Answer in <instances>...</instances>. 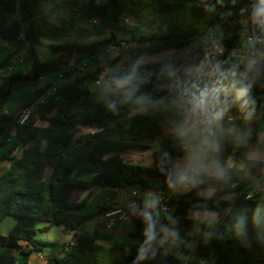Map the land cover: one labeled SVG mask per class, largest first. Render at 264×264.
Returning <instances> with one entry per match:
<instances>
[{
	"label": "trees",
	"instance_id": "trees-1",
	"mask_svg": "<svg viewBox=\"0 0 264 264\" xmlns=\"http://www.w3.org/2000/svg\"><path fill=\"white\" fill-rule=\"evenodd\" d=\"M258 5L259 0H0V39L17 45L0 60V73L21 56L23 45L30 60L27 71L0 76V228L7 217L17 220L7 235L0 232V264H30L48 245L38 238L40 232L59 226L75 232L108 210L101 206L97 213H80L86 201L74 198L77 190L131 187L144 192L154 179L168 184L177 161L192 146L207 151L208 160H217L216 171L229 182L227 187L218 186L212 196L204 197L201 190L210 183L197 174L190 191L172 198L168 213L140 205V213L150 215L134 221L137 231L131 238L136 242L116 241L99 230L82 231L69 251L62 249L60 256H49L44 264H264V247H242L232 236L240 216L249 225L254 219L264 225V196L223 199L246 186L228 165L231 157L247 174L264 176V161L248 158L264 119V84L253 83L244 98L247 105L235 103L244 70L228 53L219 69L208 74L183 70L207 61L216 44L232 49L244 41L245 47ZM7 15L15 17L9 22ZM44 47L47 55L40 52ZM116 48L123 53L107 58ZM182 50L189 51L176 59L145 63L122 91L108 92L118 97L127 87L135 97H146L139 105L118 104V115L96 102L98 90L83 85L88 79L99 81L107 71L106 81L117 90V81L141 56ZM102 58L106 61L96 72L77 75ZM56 76L74 79L61 85L45 81ZM22 90L34 91L25 106L38 103L23 124L17 114L5 112L13 95ZM202 95L215 98L217 107L235 120H216L205 130L198 115ZM184 122L189 131H174ZM209 129L220 131L212 142L204 138ZM155 140L161 144L151 166L124 159V154L152 149ZM191 210L227 214L209 242L201 233L194 261H186L194 228ZM149 228H169L165 253L164 248L157 251Z\"/></svg>",
	"mask_w": 264,
	"mask_h": 264
},
{
	"label": "crops",
	"instance_id": "crops-1",
	"mask_svg": "<svg viewBox=\"0 0 264 264\" xmlns=\"http://www.w3.org/2000/svg\"><path fill=\"white\" fill-rule=\"evenodd\" d=\"M7 16L9 17L11 16V18L15 17L13 15H7ZM16 48L17 45H15V49ZM22 49L24 51V55L20 56L14 62V64L8 70H6V72L27 71L30 68V60L27 56L26 46L23 45ZM44 49H46V47L42 48L40 52L42 53V50ZM45 52H47L48 54L49 52L48 49H46ZM51 80L48 77L45 81L49 82ZM16 93H17V97L14 99ZM16 93L12 97V100L14 99L16 103L13 104L12 107L10 108H5L6 113L17 114L20 108L26 102H28L34 95L33 90H26V91H21V93L20 92H16ZM249 127L252 128L251 122L249 124ZM189 129L190 126L187 124V122H184L179 126H177L174 129V131L186 133L187 131H189ZM257 131H258L259 139L256 144L249 146L248 158L256 161H264V119L259 121ZM160 144L161 141L159 140L158 141L155 140L152 143L153 145L151 149L152 154L154 153V151L158 149ZM207 153L208 152L202 149L200 146L190 147L189 150L184 154V156H182L177 161L175 173L172 177V180L168 184H165L161 180L154 179L152 180L151 188L147 191L142 192L143 206L154 207L155 206L154 193L159 190H164L170 193L172 197L176 196L179 193H182L183 179L190 170L196 171L198 175H203V177H205L207 181L210 183L206 188L201 190V195L204 197L212 196L215 192V189L218 187L217 184L220 183V181H222L224 178L223 176H220L216 171V166L218 164L217 160L216 159L208 160ZM128 154L130 153H127L123 157L127 162L133 164H140L141 158H144L143 155H140L141 154L140 152L132 153L127 157ZM135 154H139V155H135ZM230 159L235 163V167L237 166V170L239 171V176L237 177L239 181L245 182L246 186L239 193H228L224 195L223 199L229 202H233L242 194L256 195L255 193H257V191L261 187H264V176L253 177L252 175H249L244 171L242 163L237 162L232 157ZM152 161L153 159L151 156L147 161L148 162L147 166H151ZM8 164L9 162L6 163V165ZM210 181H212V184ZM234 186H236V184H234L233 187ZM131 191H132L131 187L129 188L95 187L92 189L77 190L74 195V198L78 202L86 201V205L82 208L80 213L87 215L91 213H97L99 207L101 206H105L108 210L119 207H123V208L127 207L131 200ZM260 196H264V193L260 194ZM226 214L227 211L225 213H214L204 210L190 211V216L194 220V228L190 234L192 237V242L189 244L190 254L187 257L186 261H194L195 259L194 254L196 253L198 240L200 239L201 233L205 242H209L211 239H213ZM149 215H150L149 213L142 211L140 213V218L142 220H145ZM40 227H43V225H40ZM95 230H99L102 233L111 235L113 239L116 241L136 242V240L131 238V234L137 231V227L134 221L131 220L117 221L113 228L107 229L105 222L100 218V214L96 215L93 219L86 222L81 229L75 232H68L64 229L63 226H59L50 229L48 232H40L38 234V238L48 243V245L44 246L43 248V252L46 255V257L60 256L62 249L67 242L75 238H78L79 235L82 233V231L93 232ZM168 231L169 228H165L164 230H161L159 228H155V229L149 228L148 235L156 243L157 246L162 242L166 245ZM46 234L47 236L44 237V235ZM102 243L107 246L111 245V243L109 242H102ZM166 249L167 248H164L162 250V253H165ZM30 264H44V263L39 261L36 256H33L32 259L30 260Z\"/></svg>",
	"mask_w": 264,
	"mask_h": 264
},
{
	"label": "clouds",
	"instance_id": "clouds-1",
	"mask_svg": "<svg viewBox=\"0 0 264 264\" xmlns=\"http://www.w3.org/2000/svg\"><path fill=\"white\" fill-rule=\"evenodd\" d=\"M250 30L251 35L246 38L247 42L243 57L238 61L243 66L244 76L238 82L239 91L234 98L235 103L240 104L242 102L243 105H247L249 102L248 99L244 98L249 96L253 83L264 84V0H259L258 7L252 13ZM139 72L140 69L137 68V75H139ZM130 80V76L122 74V84ZM145 99V96L135 97L134 92L127 87L118 97L114 98L110 97L108 86L96 93V102L112 115L119 114L118 104L121 107L133 103L139 105ZM184 102H188V97L184 98ZM197 103L201 105L198 112L201 125L207 130L221 116L218 112L213 114L217 107L216 100L215 98L209 100L202 95ZM232 236L242 247L249 248L253 244L264 247V225H261L255 219L249 225L245 217H238L232 228Z\"/></svg>",
	"mask_w": 264,
	"mask_h": 264
},
{
	"label": "built area",
	"instance_id": "built-area-1",
	"mask_svg": "<svg viewBox=\"0 0 264 264\" xmlns=\"http://www.w3.org/2000/svg\"><path fill=\"white\" fill-rule=\"evenodd\" d=\"M100 3L105 2V0H98ZM249 37V36H248ZM247 42V39H246ZM123 48H127L126 45L123 46ZM245 51V47H236V48H232V49H227L225 48L222 44H216L214 46H212L209 51H208V55H207V61L210 64V67L215 70V69H219V62H221L222 57H224L226 55V53H228V57L230 60H232L233 62H235L236 64L240 65L238 63L239 59H241L243 57V53ZM242 66V65H240ZM239 75L241 77L244 76V71L240 72ZM37 102L30 105V106H25L23 105L20 110L18 111L17 115L19 116L20 119V123H24L36 110L37 108ZM220 113V119L221 121H225V122H233L235 120V116L234 115H230L225 113L220 107H216L215 108V113ZM218 133H220V131L216 130V129H209L206 134L204 135V138L206 141L208 142H212L217 136ZM197 175V172L194 170H190L186 176L183 179V185H182V190L183 192H188L191 190L192 187V183L195 180ZM264 193V187H261L257 193H255L256 195H260ZM142 191H140V189L138 188H132L131 191V200L128 204L127 207L123 208V207H119V208H115V209H111V210H106L104 212H102L100 214V218L101 220H103L106 224L107 229H111L114 227L115 223L117 221H123V220H131V221H135L140 217V205L142 204L143 198H142ZM172 195L164 190H159L157 192L154 193V199H155V207L156 209L162 213V214H166L169 212V204L172 200ZM77 242V238L70 240L69 242H67L63 249L65 251H69V249H71ZM165 244L162 242L157 246V251H160L163 246ZM37 259L39 261H41L42 263H45L46 261V255L44 254V252H39L36 255Z\"/></svg>",
	"mask_w": 264,
	"mask_h": 264
},
{
	"label": "rangeland",
	"instance_id": "rangeland-1",
	"mask_svg": "<svg viewBox=\"0 0 264 264\" xmlns=\"http://www.w3.org/2000/svg\"><path fill=\"white\" fill-rule=\"evenodd\" d=\"M7 20L10 22L13 18H11V16H6ZM245 44L244 41H242L241 46H243ZM0 49L3 51L2 54H0V60H2L3 58L6 57L7 53H9L10 51H13L15 50V44H11L9 43L8 41H4V40H1L0 39ZM47 49V48H46ZM46 49L42 50V53L44 55L47 54ZM21 50V49H20ZM189 50H182V51H170V52H165V53H162L158 56H153V57H148V56H141L137 62V64H135L132 68H129L125 74H127L128 76H133L136 74V69L139 68L141 70V67L145 64V63H148V62H157V61H160L162 59H165V58H170V59H176V58H179L181 56H183L184 54L188 53ZM123 52L121 49L119 48H116V49H113L111 51V54L107 57V58H112V57H115V56H118V55H121ZM24 55V52L21 53V56ZM127 58L123 59V61H126ZM106 61L105 58H102L100 59V61L98 62H95V63H92L91 65L89 66H86L85 68L83 67L81 69L82 73H78L77 75H80V76H83V75H87L91 72H96V69L102 65L104 62ZM122 63L118 66V67H122ZM183 70L187 73H192V74H208L210 73V71H212L213 69L210 67V64L208 63V61H204L202 65L200 66H186L185 68H183ZM107 71L103 72L101 74V79L99 81H96V82H93V80L91 79H88L83 85L91 88V89H94V90H101V89H104L106 86H108V92H120L123 90V84H122V78L121 80L117 81L116 83V86H117V90L113 89V86L112 84H110L109 82L106 81L105 79V74H106ZM7 72L4 71V72H1L0 76L3 75V74H6ZM74 77H67L66 79H59V76H56L55 79L51 80V82L54 84V85H61L63 83H67L69 81H73ZM22 91H26V90H22ZM21 93V91H19ZM17 97V93L16 95L14 96V99ZM10 100L6 106V108H10L12 107L13 104L16 103L15 100ZM6 150V149H5ZM132 153H137V152H131L130 154ZM141 154L140 155H143L144 158H141V161H140V164L138 165H141L143 167H147V164H148V159L153 156L152 154V150H145V151H142L140 152ZM128 154L127 157L130 155ZM126 155V154H124ZM123 155V156H124ZM135 155H139V154H135ZM228 165L230 167H232L234 169V172L236 174V176H239V171L237 170V166L235 167V163L229 159L228 160ZM50 174V171L47 172V176H49ZM229 184V182H227V180H222L220 181V183L217 184V186L219 187H227V185ZM17 223V220L13 217H7L4 222L2 223L1 225V234L5 235V234H8L10 229ZM43 235V234H42ZM46 235H44V237H46ZM163 248H167L166 245L163 246ZM162 250V249H161Z\"/></svg>",
	"mask_w": 264,
	"mask_h": 264
}]
</instances>
